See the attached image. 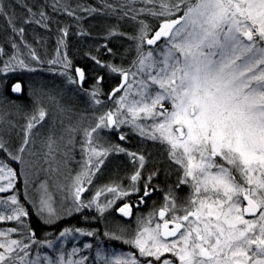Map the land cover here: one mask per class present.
<instances>
[{
    "label": "snow or ice",
    "instance_id": "snow-or-ice-1",
    "mask_svg": "<svg viewBox=\"0 0 264 264\" xmlns=\"http://www.w3.org/2000/svg\"><path fill=\"white\" fill-rule=\"evenodd\" d=\"M135 3L136 0H129V4ZM140 3L153 7H129V11L135 12L132 20L145 13L154 17L183 14L164 19L151 35L149 26L141 20L137 34L128 37L136 41L137 59L133 65L145 76L139 81L136 93L139 98L129 101L126 91L116 101L118 107L114 112L105 113L95 126L84 129V150L97 159L93 162L90 157L85 171L77 177L76 200L79 202L85 191L84 180L91 182L93 166L99 170L110 151H124L97 147L93 134L101 128L128 124L141 136L166 145L169 158L182 169L179 183L187 184L191 195L180 209L171 198L172 202L159 210L163 225L150 227L149 220L131 239L125 240L138 250L142 260L115 256L107 264H264V0H140ZM124 15L128 16V12ZM162 37L166 38L167 47L163 58L157 60L154 50L145 51L144 45H155ZM19 64L23 66L24 61ZM109 67L120 72L127 82L128 72ZM76 72L83 81V71L76 69ZM154 85L159 90H154ZM124 86L121 84L112 95ZM20 89L19 83L12 87L13 92ZM92 96L95 98L96 92ZM46 115L39 109L38 114L28 119L18 153L25 152L32 129ZM120 139L125 137L121 135ZM71 140L70 136L69 143ZM54 144L49 137L46 145L49 153ZM0 151L14 160L21 159L8 151L2 138ZM128 155L138 159L139 167H143V155L131 152ZM15 175L0 161V181H7L0 183V193L12 188ZM140 175L137 170L131 180L138 181ZM107 191L117 189L109 187ZM144 195H149L147 184ZM10 199L17 204L15 196ZM97 207L103 212L106 206ZM45 208L50 215L53 213L42 199L40 210ZM118 210L124 216L131 214L127 204ZM170 211L174 214L164 219ZM177 211L183 214H175ZM26 215L23 208L17 207L14 216L7 219L19 220ZM6 236L7 233L0 232V237ZM27 247L16 239L0 242L3 250L0 264H16L13 253ZM19 260L23 264L24 257Z\"/></svg>",
    "mask_w": 264,
    "mask_h": 264
},
{
    "label": "trees",
    "instance_id": "trees-1",
    "mask_svg": "<svg viewBox=\"0 0 264 264\" xmlns=\"http://www.w3.org/2000/svg\"><path fill=\"white\" fill-rule=\"evenodd\" d=\"M122 5L127 6L122 9ZM129 7L139 9L153 5H144L140 0H136L135 4H129V0H0V8L3 9L0 11V138L6 143L9 152L14 153L13 148L21 137L15 130L24 132L28 119L38 114L39 109H43L47 115L31 131L33 139L29 152H45L42 159L48 162L54 155L60 160V150H65L63 147L71 149L76 157L82 158L87 153L84 150V129L95 126L99 117L104 114V106L109 105L112 100L109 97L110 92L119 85L122 76L120 72H113L109 66L124 71L126 67L129 74L132 72L130 68H136L133 65L137 59L136 41L128 37L137 34L139 21L143 20L149 26L151 35L164 19H175L183 14L181 12L172 17H154L145 13L132 20L130 17L135 12L129 11ZM69 12L73 14L69 15ZM124 12H128V16H125ZM41 13L44 14L43 18ZM21 28L23 32H20ZM112 32L116 34L113 35ZM144 49L146 51L147 46L144 45ZM20 60L24 61L23 66L19 64ZM97 60L100 63H97ZM76 69L84 73L81 86L78 84ZM142 79L144 77L140 78ZM128 81L129 76L125 86L114 97L124 90ZM17 83L21 89L19 92H13L12 87ZM93 92H96L95 98L92 96ZM69 129L75 131L69 133ZM49 137L55 141L51 153L46 146ZM133 137L126 134L122 143L114 136H108L106 140H94L97 147L124 149L123 152L113 150L108 153L102 164V178L110 185L127 182L133 170H138V161L128 155L131 152L144 156V165L140 171L143 182H147L156 190L161 188L170 193L178 191L177 171L165 163L168 156L166 147L158 145L155 150L150 145L136 142ZM21 156L22 159L29 160L25 152L21 153ZM0 161L15 172V177L18 176V164L13 163L7 152L0 151ZM34 163L37 166V174L40 173V179L44 176L40 169L41 162L35 160ZM30 172L33 175L32 166ZM35 179L37 178L32 177L33 182ZM0 183L6 184L7 181ZM12 196H15L17 204L11 203ZM28 205L20 178L12 191L0 193V217H4L0 219V232L7 233L6 237H0V242L16 239L28 245L32 242L29 236L31 233L36 241L23 251L18 249L13 253L16 264H20L19 257H24L23 264H33L42 252H47L51 262L56 263L59 255L73 246V240H70L61 251L57 250V246L49 247L48 244L55 240L60 229L68 227L72 233H78L83 226L86 230L92 228L80 222L81 220H67L55 227L46 226L31 212ZM17 207L23 208L27 215L21 216L19 220L7 219L8 216H14ZM90 219L99 222L100 227L96 224V229L103 230L97 213L92 214ZM108 219L118 222L113 214ZM10 229L14 231L9 232ZM89 239L93 241H88ZM42 240L48 242L42 243ZM94 241L92 236L85 234L76 242L87 243V250L93 252L99 244ZM100 245L104 248L107 243L101 242ZM108 247L113 248L112 244ZM79 249L78 247L77 250ZM123 249L131 257L143 259L137 257L136 252L129 246L125 245ZM82 252L83 255H90L89 252H84V249ZM83 255L77 253L63 257H79L85 263L86 257ZM39 258L44 263L45 258Z\"/></svg>",
    "mask_w": 264,
    "mask_h": 264
},
{
    "label": "rangeland",
    "instance_id": "rangeland-1",
    "mask_svg": "<svg viewBox=\"0 0 264 264\" xmlns=\"http://www.w3.org/2000/svg\"><path fill=\"white\" fill-rule=\"evenodd\" d=\"M159 42V41H158ZM145 46H147V50H154L153 56L159 60L163 58V51L167 47L166 45V39L161 40L160 43H158L155 46L147 45L145 43ZM131 69V73L128 74L129 81L124 88V90L116 97H112L111 103L104 106L103 112L104 114L109 111H115L118 107L116 101L119 99V97L123 96L125 92L127 91L129 93L127 99L130 101L132 99H138L139 97L136 95L137 90L140 88L139 81L141 77L145 76L142 73L137 72V68ZM125 67V71H126ZM132 73H137L135 76L132 75ZM150 83V81H149ZM128 84H131V88L128 87ZM154 90H159L158 86H152ZM170 107V106H169ZM108 109V110H107ZM103 114V115H104ZM139 123H150V121H138ZM16 133H20L21 137H19V140L16 142V146L13 148L15 149L13 154L19 155L21 159L19 161L12 159L9 155V158L13 160V163H17L18 166L17 172L18 176L15 177L13 180V186L12 188L8 189L9 191H12L15 186L16 182L18 181V178H20L22 192L26 198L27 204L30 207V210L32 213H34L39 220L46 226H57L60 222H66L67 220H81L80 222L88 224V226L92 225L91 229L87 228V230L84 228V226L79 229L78 233H72L71 229L68 227L60 229V231L57 232V237L54 241H52L49 245L50 248L56 246L58 247L57 250L61 251L65 248L68 241L73 240V243L66 252H62L59 255L58 260L56 263L51 262L49 259V256L46 253H40L39 257H44L45 261L44 263L41 261L39 257H37L33 264H60L61 258L63 259V264H68L69 261L72 262V264H105L108 261H111L113 257L115 256H123V257H131L127 251H124V247L129 246L132 248L136 254L137 257L142 258L139 256L138 250L133 247L131 244L126 243L125 240L131 239L136 231L138 229H141L144 224L147 223V221L151 220L150 227H155L156 224L159 223L160 217L159 212L158 214L156 211H148V213L139 215L135 217L130 222H121V220L118 222L116 220H109L108 217L112 215L114 212V206L116 203L128 200L129 196H133L135 192H140V189H142L143 186L147 184V187H149L147 182H143V179L140 177L138 181L133 182L131 180V177L127 179V182H123L122 184H116V185H110L108 182L102 178L103 172H102V164L99 166V170H96L93 166L92 173L91 174V182H87V180H84L82 186L85 189L80 194V200L79 202L76 200V187L77 185V177L85 171L87 167V161L91 157L93 162L97 159L94 156H91L90 152H87L84 154L82 158L76 157L73 155V152L71 149L63 147L65 150H60L61 156L60 160L54 156H52L49 160L50 162L45 161L42 159V155H44L45 152L42 154L38 153L37 151H33V153L29 152V147L32 146V140L33 135L30 134V143L26 147L25 153L29 157V160L26 158L22 159L21 153L17 152V148H19V144L22 143L24 138V132L20 131L19 129L15 130ZM126 134H129L131 137H133L136 142L150 145L152 148H157L158 145H162L166 147V145H163L159 143V141H153L150 139H147L145 136H141L137 130H135L132 126L128 124L120 125L118 128H101L98 130L97 133L93 134L94 140L95 139H102L104 138L106 140V137L108 136H114L116 137L121 143L124 141L120 139V136L123 135L124 137ZM106 136V137H105ZM115 138V140H116ZM20 141V142H19ZM141 141V142H140ZM156 150V149H155ZM8 154V153H7ZM168 154V153H167ZM132 158V157H131ZM105 157L103 158V160ZM41 162L40 169L42 170V176L40 179V173L37 174V166L34 163V161ZM58 161L56 164L55 162ZM138 161V170L141 171V168L139 167V160ZM11 162V161H10ZM166 165L170 168H173L174 171H177V185L178 188L176 192L170 193L167 192L164 189H161V202L162 207H164L166 204H170L172 202L171 198H174L175 203L177 205V209H180L182 206L186 205L189 196L191 195V189L187 184H180L179 181L182 177V169H180L179 165L175 164L169 156H167V159L165 161ZM33 164V165H32ZM144 165V163H143ZM30 166H32V171L34 172L32 175V172H30ZM64 170H63V169ZM135 170H133V174H135ZM132 174V175H133ZM37 176V177H36ZM55 176V177H54ZM33 178H37L32 181ZM118 179V177H116ZM81 179H84L81 177ZM107 182V183H106ZM109 187H114L117 189V192H109L107 189ZM123 191H127L128 195H122L121 193ZM100 193L99 196H97V193ZM166 197H170L169 200H166ZM145 198V197H144ZM143 198V199H144ZM44 199L48 202V205L53 209V213L50 215L47 208L44 209V211H41V200ZM111 202V203H109ZM88 205L87 207L81 206ZM97 205H100L101 207H104L103 212H101ZM97 213L99 215V218L101 219L102 223V229L98 230L96 227H93V223H97L95 220H91V215ZM173 212H169V217L173 215ZM175 214H183L180 211H177ZM90 215V216H89ZM89 216V219H87ZM158 218V219H157ZM107 219V220H106ZM163 221V220H161ZM143 222V223H142ZM127 223L125 226L123 224ZM129 224V225H128ZM100 227V226H99ZM67 229V230H66ZM63 233V235H62ZM91 233V234H89ZM85 234L89 235L90 237L94 238L95 243L97 244L96 249L93 252H89L87 249L89 245L87 243L80 244L77 243V239L81 240L82 237L85 236ZM30 240L32 242H29L28 245H33L36 241L33 238V234H29ZM101 240H99V239ZM88 241H93L92 239H89ZM48 241L42 240V243H45ZM102 243H107V246L104 248L101 247ZM112 244V247H108ZM45 245V244H42ZM124 246V247H123ZM80 248L77 250V248ZM117 247H121L118 248ZM39 249V247H38ZM49 249V248H47ZM82 249H84V252H89V256L83 255ZM78 251V252H77ZM70 252V253H69ZM76 252V253H75ZM72 255V254H79L85 256V263H83L82 258L70 256L67 259L63 256L65 255ZM128 255V256H127ZM138 259V258H137Z\"/></svg>",
    "mask_w": 264,
    "mask_h": 264
},
{
    "label": "flooded vegetation",
    "instance_id": "flooded-vegetation-1",
    "mask_svg": "<svg viewBox=\"0 0 264 264\" xmlns=\"http://www.w3.org/2000/svg\"><path fill=\"white\" fill-rule=\"evenodd\" d=\"M147 191L149 192V195L145 196V186L140 189V192H135L134 195L131 197H128V200H123L114 206V212L112 213L115 216V219L121 220V222H130L132 221L135 217L139 215H143L148 213V211H156L158 214L159 210L162 208V203L161 202V191L160 189H155V187H147ZM145 197V198H144ZM144 198V199H143ZM125 204L129 205L130 212L131 214L130 219L126 220L122 215L117 214L118 209L123 207ZM169 215L167 214L164 219H169ZM158 219V218H157ZM246 219H253V218H246ZM164 221L159 220V224L163 225ZM99 222L93 223V227H96ZM90 226V225H89ZM92 226V225H91ZM97 228V227H96Z\"/></svg>",
    "mask_w": 264,
    "mask_h": 264
},
{
    "label": "water",
    "instance_id": "water-1",
    "mask_svg": "<svg viewBox=\"0 0 264 264\" xmlns=\"http://www.w3.org/2000/svg\"><path fill=\"white\" fill-rule=\"evenodd\" d=\"M164 37H162L161 39H163ZM160 39V40H161ZM77 78H78V84H79V86H81L82 85V83H83V81H80V79H79V76H77ZM121 84H126V82L124 81V78H123V76H121V78H120V83H119V85L117 86V87H119ZM116 87V88H117ZM116 88H114L111 92H110V95H109V97H113L114 95H112V93L114 92V90L116 89ZM122 89V88H121ZM116 93H118V92H116ZM115 93V94H116ZM246 203V202H245ZM117 214H119V215H122L126 220H129L130 219V216H124L123 214H121L120 212H119V210H118V212H117ZM159 215V214H158ZM160 217V216H159ZM245 218H253V217H251V216H246ZM161 231H163V228L161 229ZM171 239V238H170Z\"/></svg>",
    "mask_w": 264,
    "mask_h": 264
},
{
    "label": "bare ground",
    "instance_id": "bare-ground-1",
    "mask_svg": "<svg viewBox=\"0 0 264 264\" xmlns=\"http://www.w3.org/2000/svg\"><path fill=\"white\" fill-rule=\"evenodd\" d=\"M169 227H172V225L170 224ZM162 229V228H161Z\"/></svg>",
    "mask_w": 264,
    "mask_h": 264
}]
</instances>
